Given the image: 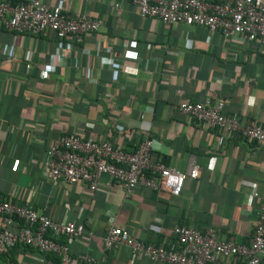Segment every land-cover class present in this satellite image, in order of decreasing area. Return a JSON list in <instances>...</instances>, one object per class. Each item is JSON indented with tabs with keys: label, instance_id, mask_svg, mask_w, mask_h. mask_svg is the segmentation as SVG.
Returning <instances> with one entry per match:
<instances>
[{
	"label": "crops",
	"instance_id": "crops-1",
	"mask_svg": "<svg viewBox=\"0 0 264 264\" xmlns=\"http://www.w3.org/2000/svg\"><path fill=\"white\" fill-rule=\"evenodd\" d=\"M44 2L96 16L105 26L98 37L62 52L59 46L69 38L51 32L30 38L0 24V196L59 222L85 224L90 237L61 241L74 257L89 254L95 264H162L134 258L125 246L106 250L110 222L146 243L167 244L177 224L213 228L220 238L248 242L257 209L264 208V143L226 136L218 147L215 133L177 105L221 99L225 112L264 125V47L194 25L142 18L130 3ZM96 39L107 45L98 69ZM9 44L14 58L4 53ZM26 50L32 51L31 67L23 61ZM59 52V64L48 77L50 55ZM112 53L126 58L111 61ZM73 132L128 151L152 138L165 165L185 174L180 195L139 186L126 196L121 184L107 185L103 177L94 191L82 182L51 181L46 150ZM192 166H198L196 179L187 175ZM38 256L16 246L1 262L37 264Z\"/></svg>",
	"mask_w": 264,
	"mask_h": 264
},
{
	"label": "built area",
	"instance_id": "built-area-1",
	"mask_svg": "<svg viewBox=\"0 0 264 264\" xmlns=\"http://www.w3.org/2000/svg\"><path fill=\"white\" fill-rule=\"evenodd\" d=\"M122 3L132 4L142 18H153L165 25L180 22L194 25L218 32L226 40L257 41L264 47V2L260 0H113L116 7ZM0 24L13 34L30 38L50 32L59 38H69L66 46L60 44L62 52L70 51L88 37H98L105 26L96 16L68 12L48 5L44 0H19L17 3L1 0ZM96 40L95 67L98 69L102 67L100 59L107 51V45ZM4 53L14 58V46L6 45ZM112 56L111 61L126 58L124 53H112ZM60 58L61 52L50 55L45 75H51V69L59 64ZM32 60V51L26 50L23 61L27 67L32 66ZM112 68L114 70L113 65ZM224 106L221 99L215 102L182 101L177 109L213 131L218 147L222 146L226 136L264 143V125L253 120L242 121L239 114L225 112ZM44 167L51 181L82 182L94 191L103 177L107 185L111 182L121 184L126 196L142 186L177 197L185 177L175 167L165 165L161 155L155 152L154 140L149 137L128 151L114 147L109 140L100 141L73 132L50 144ZM187 175L196 179L198 166H192ZM255 216L252 234L246 243L238 242L233 236L220 238L213 228L200 231L190 224H177L173 238L167 244L146 243L110 222L103 244L106 250L125 246L134 258L145 257L162 264H264L263 205L258 207ZM91 234L85 224L59 222L30 205L0 196V264H3L1 256L16 246L36 251L39 254L37 264H95V258L89 254L74 257L67 243L61 241V238L90 237Z\"/></svg>",
	"mask_w": 264,
	"mask_h": 264
}]
</instances>
